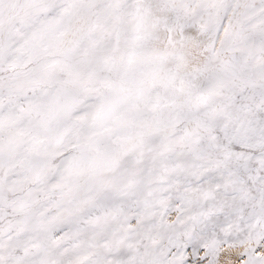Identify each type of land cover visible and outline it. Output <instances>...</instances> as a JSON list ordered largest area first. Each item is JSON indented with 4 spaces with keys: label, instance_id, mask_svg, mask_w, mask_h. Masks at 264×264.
I'll return each mask as SVG.
<instances>
[{
    "label": "snow or ice",
    "instance_id": "snow-or-ice-1",
    "mask_svg": "<svg viewBox=\"0 0 264 264\" xmlns=\"http://www.w3.org/2000/svg\"><path fill=\"white\" fill-rule=\"evenodd\" d=\"M0 264H264V0H0Z\"/></svg>",
    "mask_w": 264,
    "mask_h": 264
}]
</instances>
